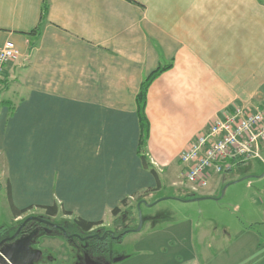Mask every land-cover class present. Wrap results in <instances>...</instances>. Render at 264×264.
Listing matches in <instances>:
<instances>
[{"label": "crops", "instance_id": "crops-1", "mask_svg": "<svg viewBox=\"0 0 264 264\" xmlns=\"http://www.w3.org/2000/svg\"><path fill=\"white\" fill-rule=\"evenodd\" d=\"M7 41L19 54L0 79V240L56 205L54 219L101 222L95 228L108 230L110 248L89 249L78 232L34 233L31 220L35 257L21 264H54L61 253L65 264H110L113 232L126 226L112 210L164 187L183 201L210 199L218 186L194 191L180 178L181 153L224 108L264 107V0H0V49ZM168 64L145 109L144 153L157 177L139 153L136 97L144 77ZM12 204L27 210L14 215ZM256 221L202 226L194 243L187 228L170 229L176 254L158 263L140 251L138 264H252L246 257L258 253L255 264H264ZM75 247L86 252L84 263L70 256Z\"/></svg>", "mask_w": 264, "mask_h": 264}, {"label": "rangeland", "instance_id": "rangeland-1", "mask_svg": "<svg viewBox=\"0 0 264 264\" xmlns=\"http://www.w3.org/2000/svg\"><path fill=\"white\" fill-rule=\"evenodd\" d=\"M261 156L262 158H253L237 167L228 174L224 181L220 179L219 175L211 179L209 186L207 185L208 187L204 189L211 191L217 186L219 189L215 195H211L210 199L183 201L180 199L181 197H175L178 192L174 190V187H164L158 193L147 196L146 200L127 201V207L122 208L125 211L121 216L122 222L128 226V230L137 229L140 221H142V227L139 230L127 232L122 240L112 242L110 257L113 262L110 261V264H138V259L141 257H138L141 255L140 251L149 253L152 256L151 259L157 257L158 263H167V260L177 252L171 249L168 240L170 229L179 228V231L183 232L187 228V232H190L192 236L191 241L194 243L196 242L195 233L202 226L214 228L217 225L218 228L223 221L227 225H231L233 221L244 220L247 217L258 220L254 222L256 229L259 225L264 226V144L262 145ZM246 195L248 197L244 198ZM218 197L221 198L215 199ZM151 218H153L155 226L152 225ZM55 221L59 223L63 220L58 217ZM189 223H191L190 230L188 229ZM41 226L46 229L50 228L44 224ZM179 240L181 242L176 243L174 249H181L182 245L185 244L182 236L179 237ZM162 243L168 247V255L163 261H160L159 259L162 257L160 251L163 252ZM141 245H148L151 248L148 252H144L140 248ZM185 252L183 250L181 254L183 255ZM71 253L70 256L73 255L72 258L75 259V263L79 262V258L83 260V263L86 260V252L79 247L71 249ZM61 254L60 260L54 264L67 262L64 258L65 254ZM259 256V253L253 254L247 256L246 259L250 258L252 264H255L258 262ZM118 257L125 258L117 260ZM128 258L129 261L126 262L125 260ZM48 262L38 261L36 264H48Z\"/></svg>", "mask_w": 264, "mask_h": 264}, {"label": "built area", "instance_id": "built-area-1", "mask_svg": "<svg viewBox=\"0 0 264 264\" xmlns=\"http://www.w3.org/2000/svg\"><path fill=\"white\" fill-rule=\"evenodd\" d=\"M18 54L13 41L0 49V79L5 64ZM263 144L264 107H226L181 153L184 167L179 176L192 190L204 189L216 175H227L253 158H262Z\"/></svg>", "mask_w": 264, "mask_h": 264}, {"label": "trees", "instance_id": "trees-1", "mask_svg": "<svg viewBox=\"0 0 264 264\" xmlns=\"http://www.w3.org/2000/svg\"><path fill=\"white\" fill-rule=\"evenodd\" d=\"M46 7H47V5L45 4V10H46ZM170 66H171V64L160 65L155 70H153L151 73L146 75L144 77L142 83H141L140 90H139L137 97H136L137 106H138V113H139L140 122H141V129H142L140 143H139V153L141 155L143 165L146 168H148L151 172H153V174L157 177H158V172H157L156 168L151 163V161L148 159L147 155L144 153L145 146H146V140H147V136H148V131H149L148 130L149 124H148V120L146 117L145 109H146V104H147V92H148L149 86L151 85L153 80L159 74H161L164 70L168 69ZM240 166H238V167H240ZM121 205H122L121 206L122 208L125 206L127 207V200L124 199L122 201ZM121 207L116 206L112 210L113 215L117 216L118 221L121 219L122 214L125 212L122 210ZM12 210H13L14 215H19V214H22L23 212H25L27 209H19L14 204H12ZM46 210H47V214H49V216L43 215V217L48 218L49 220H55L54 218H52L50 216H53L57 213V206L56 205L49 206V207H47ZM62 220L65 222V229H66L67 233L78 232L79 234H81L84 237H87L88 235H91L93 233L99 234L98 239H95L96 237L90 238V236H89L90 241L94 240V244L92 245V247H94V249L96 248L97 251H99V253L107 254L108 251H110L109 244L107 241L109 239L108 238L109 234L106 233V232H108V230L106 228H103V227L102 228H98V227L95 228L96 226H99V224L101 222H91V221H87L81 217L73 218V220H67V219H62ZM23 221L24 220H22V222ZM129 231H131V229L128 230V227L124 226L122 230H120L118 232H113L115 235L114 238L117 239V241H119ZM104 233H106L107 236H105L103 239H101L100 236H102Z\"/></svg>", "mask_w": 264, "mask_h": 264}, {"label": "water", "instance_id": "water-1", "mask_svg": "<svg viewBox=\"0 0 264 264\" xmlns=\"http://www.w3.org/2000/svg\"><path fill=\"white\" fill-rule=\"evenodd\" d=\"M31 220H38L48 223L49 225L56 226L68 236L64 227L56 225L48 218H44L43 216L39 215L29 216L24 219L14 234L0 240V264H21V262L29 260L31 256L32 258L35 257L36 251L33 247V244L27 240V230L25 228L26 224ZM141 227L142 221H140L137 229H141ZM112 236L114 235L112 234Z\"/></svg>", "mask_w": 264, "mask_h": 264}, {"label": "flooded vegetation", "instance_id": "flooded-vegetation-1", "mask_svg": "<svg viewBox=\"0 0 264 264\" xmlns=\"http://www.w3.org/2000/svg\"><path fill=\"white\" fill-rule=\"evenodd\" d=\"M51 222H53V223H55L56 225H59V226H62V227H64L65 228V222L64 221H61V222H59V223H57L55 220H50ZM32 223H33V225H35L34 227H33V231H34V233H38V231L40 230V228H42V229H44V230H46V228H44L43 226H41L42 224H44V225H46V226H48V227H50L51 229H53V230H55V231H57V232H63L61 229H59L58 227H56V226H53V225H49L48 223H45V222H41V221H38V220H35V221H31ZM22 224V223H21ZM20 224V225H21ZM49 228V229H50ZM39 229V230H38ZM47 230H48V228H47ZM32 231V232H33ZM89 236H90V238H95L96 236H99L97 233H93V234H91V235H88L87 236V238L85 239V243H87V246H89V249L90 248H92V245L94 244V240L93 241H90L89 240ZM86 248H88V247H86Z\"/></svg>", "mask_w": 264, "mask_h": 264}]
</instances>
